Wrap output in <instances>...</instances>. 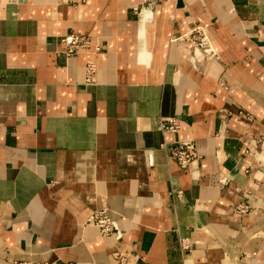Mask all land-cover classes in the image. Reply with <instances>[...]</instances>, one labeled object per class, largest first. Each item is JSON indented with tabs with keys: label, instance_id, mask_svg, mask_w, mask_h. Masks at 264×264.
Returning <instances> with one entry per match:
<instances>
[{
	"label": "crops",
	"instance_id": "1",
	"mask_svg": "<svg viewBox=\"0 0 264 264\" xmlns=\"http://www.w3.org/2000/svg\"><path fill=\"white\" fill-rule=\"evenodd\" d=\"M141 3L0 0V264H264L245 154L264 149V0H160L150 21ZM199 24L218 58L193 67L177 37ZM71 33L99 50L65 57ZM186 139L191 171L168 149ZM100 207L108 236L87 222Z\"/></svg>",
	"mask_w": 264,
	"mask_h": 264
},
{
	"label": "built area",
	"instance_id": "2",
	"mask_svg": "<svg viewBox=\"0 0 264 264\" xmlns=\"http://www.w3.org/2000/svg\"><path fill=\"white\" fill-rule=\"evenodd\" d=\"M160 0H142L141 7L135 9L139 16L145 11H149L151 16L154 13ZM264 33V29H263ZM177 39H185L188 41L191 47L190 55H188V61L193 67H197L202 62L211 61L218 58V54L213 47L210 37L208 27L205 25H195L191 27L185 34L177 37ZM62 43L65 45L64 56L69 57L73 54L80 53L82 51L93 50L97 52L99 50L98 45L93 44L89 36L71 33L64 36L61 39ZM96 75V63L93 59H88L85 64V79L84 83L87 85L93 84L95 82ZM243 118L247 117L245 114L241 115ZM159 128L161 131L166 133H176L180 129V121L177 117L171 116L165 120L159 121ZM264 141H261L263 144ZM167 147V146H166ZM264 148V147H263ZM170 155L176 164L187 171H191L195 166L199 155L196 152L195 144L192 139L176 141L168 146ZM246 157L254 156L258 166L264 168V149L260 153H251L249 150L245 151ZM257 156V157H256ZM150 162V159H149ZM237 210L239 212H244L246 207L240 205ZM87 222L93 224L97 227L100 234L103 236H108L114 231L113 221L110 212L105 207H100L92 211L88 216ZM181 248L186 249L187 244L184 241L180 242ZM113 259L116 263L124 264V257L120 256L118 252L112 253ZM13 264H57L56 262H44V261H30V260H15Z\"/></svg>",
	"mask_w": 264,
	"mask_h": 264
},
{
	"label": "bare ground",
	"instance_id": "3",
	"mask_svg": "<svg viewBox=\"0 0 264 264\" xmlns=\"http://www.w3.org/2000/svg\"><path fill=\"white\" fill-rule=\"evenodd\" d=\"M140 17H141V19L146 18L147 21H150V19H151L152 16H151V14H150L149 11H146V12L144 11V12L141 14Z\"/></svg>",
	"mask_w": 264,
	"mask_h": 264
}]
</instances>
